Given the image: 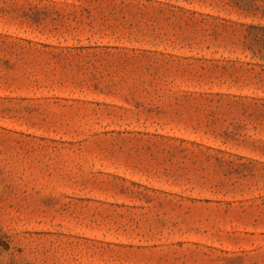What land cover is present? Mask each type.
<instances>
[{
    "label": "rangeland",
    "instance_id": "rangeland-1",
    "mask_svg": "<svg viewBox=\"0 0 264 264\" xmlns=\"http://www.w3.org/2000/svg\"><path fill=\"white\" fill-rule=\"evenodd\" d=\"M0 264H264V0H0Z\"/></svg>",
    "mask_w": 264,
    "mask_h": 264
}]
</instances>
